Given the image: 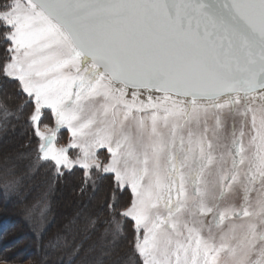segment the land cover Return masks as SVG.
<instances>
[{
  "label": "snow or ice",
  "instance_id": "obj_1",
  "mask_svg": "<svg viewBox=\"0 0 264 264\" xmlns=\"http://www.w3.org/2000/svg\"><path fill=\"white\" fill-rule=\"evenodd\" d=\"M13 81L0 131L24 120L21 155L53 182L79 172L92 198L109 182L86 225L105 217L98 264H125L129 224L135 264H264V0H0Z\"/></svg>",
  "mask_w": 264,
  "mask_h": 264
},
{
  "label": "rangeland",
  "instance_id": "obj_2",
  "mask_svg": "<svg viewBox=\"0 0 264 264\" xmlns=\"http://www.w3.org/2000/svg\"><path fill=\"white\" fill-rule=\"evenodd\" d=\"M15 83L16 82L14 81L10 83L0 82V113L8 110L9 105L14 108L17 104L21 103L20 100L15 98V93L17 91ZM5 94L11 95L13 99L5 103ZM9 119L11 118L9 117ZM238 119L239 118H237V120ZM228 124L229 126L231 125V117H228ZM23 125L24 120H12L6 129L0 131V180H2L4 177V161L5 157L8 156L10 159L7 166L13 171V175L10 176L9 179L13 181L18 180L19 182L15 191H9L6 194L3 193L5 194V202L7 204L5 211H10L9 214L13 216L17 214L15 215L14 220L16 219L18 222L17 224L19 225V223H21V225L24 227L23 229L20 227L18 228L17 225L16 231L11 233L10 240L17 238L18 242L16 243H29L30 249L27 250V252H31V250L36 249L35 251L43 253V264H65L66 262L73 260V257L63 256L65 257V261L60 262L57 258H55L57 252L54 251L53 247L49 244H44L40 247L32 245V243L35 242L37 237L41 234H43V237H46V233L43 230L44 227L47 229L55 228L56 226L58 229H63L60 237H67V240L73 246L77 244L78 239L81 238L80 241L84 243V246L82 248L80 258L77 259L80 261V264H98V261L102 258L101 251L104 241L100 240L98 243H96L97 240H95L92 242L96 236L94 233L96 230L87 228L86 225L89 221V218H95L100 215V195L106 193L108 187L105 191H102L100 195H97L96 198H92V193L85 194L84 192H80L79 194L80 188L78 187V174L71 177L69 181L66 180L64 184H62L61 180L56 184L55 182H51L49 180L51 179L52 175L50 170H45V173L49 176L46 178L41 176L43 168L39 170V175L34 174L35 171L31 170L35 168V165L37 167V160L31 161L29 155H21L27 154L30 150L28 147H25V143H28V139H23L22 137L24 134H26V130L24 129ZM47 126L55 129L56 124L54 115L50 117ZM0 128H3L2 120H0ZM70 140V132L66 128H61L57 133V146L66 147ZM72 150L75 151L74 149H71L70 151ZM46 179L49 181L47 182ZM24 182H26V185ZM104 185L108 186L109 182H104L102 185V190H104ZM0 187H3L2 183H0ZM31 199H37L40 201L45 200V202H47V206L39 207L41 202L31 206ZM81 201H84V203H81ZM237 202L239 203V198H237ZM36 206H38V208H36ZM60 218L63 219L62 222L58 221ZM103 219H105V217L100 216V222L97 224L98 228L102 227ZM30 226H34L32 227L33 235H31V232L29 231ZM25 228H28V230L25 231ZM91 230L93 232H88V234L83 235L85 231L87 232ZM132 230V225L129 224L126 233L127 240L130 238V236L133 240ZM124 240L126 239H119L117 241V244L122 251L125 250L123 247ZM58 243L63 246V239H61ZM88 244H90L89 247ZM126 244H128L127 247H130V243L127 242ZM86 246L88 247V250H94H87V254L83 256ZM122 251L121 255H123ZM128 251H131L130 248ZM11 253H7L8 257L12 255ZM129 257L130 255L124 256L125 264H134V261L131 262ZM5 262L6 261L0 260V264H5ZM7 264H31V262L10 261L7 262Z\"/></svg>",
  "mask_w": 264,
  "mask_h": 264
},
{
  "label": "trees",
  "instance_id": "obj_3",
  "mask_svg": "<svg viewBox=\"0 0 264 264\" xmlns=\"http://www.w3.org/2000/svg\"><path fill=\"white\" fill-rule=\"evenodd\" d=\"M25 133L26 134H24V136H22L23 139H25V138L29 139L30 131L29 132L25 131ZM27 142H28V140H27ZM26 145H27V143H25V147H27ZM29 152H30V150L28 151V153ZM70 152L72 154L73 152H76V150L75 151L72 150ZM29 156H30L31 161L36 160L35 153H32ZM36 163H38V162H36ZM40 169H41V167L39 166V163H38L37 167L35 165V168L33 170H31V171H35L34 174H38L39 175L40 174V172H39ZM42 170H43V172H42L41 176H43L45 178L49 177L48 174L45 173L46 169H42ZM73 171L75 172L76 170L73 169ZM49 174H50V172H49ZM77 174H78V179H79V186L78 187L80 188V190H79V194H80V192H82L81 191V184H82L83 181H82V177H81L80 173L77 172ZM52 175H51V179H49L51 182H53L52 181ZM71 177H73V176L69 175L65 179L61 180L62 184H64L66 182V180L69 181V179ZM46 180H47V182L49 181L48 179H46ZM58 182H60V180ZM24 183L26 185V182H24ZM56 183L57 182H55V184ZM85 187H86V184H85ZM107 187H108L107 185H104V187H103L104 190L103 191H105L107 189ZM5 201H6L5 194L0 193V260L1 261H6V262H10V261H14V262H16V261H29V262H31V264H43V253H41L39 251H35L36 249L31 250V252H27V250L30 249L29 248L30 247L29 243L28 244H25L23 242L16 243V242H18L17 238L10 240L11 233L13 231H16V229H17V225H18L17 223L18 222H17L16 219L14 220L15 215H17V214H15L13 216V215L9 214L10 211H7V210L5 211V208H6V205H7ZM39 202H41L39 207L47 206L46 205L47 202H45V200L40 201V200H37V199H31V202H30L31 204L30 203L29 204L31 206H34V205L38 204ZM81 203H84V201H81ZM36 208H38V206H36ZM58 221L62 222L63 219L60 218V219H58ZM20 225H21V223H19L18 228L20 227V228L23 229L24 228L23 225H21V226ZM32 227H34V226H32ZM32 227L30 226V229H29V231L31 232V235H33ZM24 230L27 231L28 228H25ZM43 230L46 233L45 234L46 237L44 236L43 239H39V240L36 239L35 242L32 243V245H35L36 247H40V246H43L44 244H49V241L52 240L53 237L61 235L63 229L62 228L58 229L55 226V228H47V229L44 227ZM101 230H103L102 227H100V231ZM100 231H96V232L94 231L96 236L94 237L92 242L97 240L96 243H98L101 240ZM88 232H93V231L92 230L91 231H87V232L85 231L83 233V235L88 234ZM132 232H133V230H132ZM80 240H81V238L78 239L77 244H75V245H80L81 248H83L84 243L82 241H80ZM131 240H132L131 236H130V238L128 240H127V238H126V240H124L123 247H124L125 250L122 251V252H123V256H125V254L126 255H130L131 259H129V260L131 262L134 261L133 263L135 264V261L137 260V255L135 254L134 249H133V240L132 241ZM127 242L130 243V247H127L128 246V244H126ZM89 245L90 244H88V247H89ZM88 247L86 246V250H85V253H84L83 256H85L87 254ZM129 248H130L131 251H128ZM18 249H20V250H18ZM7 253L8 254L11 253L12 255L10 257H8ZM55 258H57L60 262L65 261V257L60 255L59 252H57V254L55 255ZM72 259L76 260V264H80V261L77 260L76 258L73 257ZM71 261L70 262H66L65 264H71Z\"/></svg>",
  "mask_w": 264,
  "mask_h": 264
}]
</instances>
